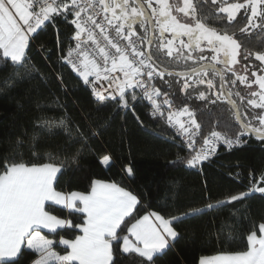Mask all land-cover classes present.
I'll return each mask as SVG.
<instances>
[{
  "label": "snow or ice",
  "instance_id": "1",
  "mask_svg": "<svg viewBox=\"0 0 264 264\" xmlns=\"http://www.w3.org/2000/svg\"><path fill=\"white\" fill-rule=\"evenodd\" d=\"M57 19L73 28L66 41L57 30L59 61L90 89L96 111L131 113L143 126L134 104L147 101L151 116L172 128L187 150L172 164L202 171L220 147L232 151L252 137L264 142V0H0V92L37 80L47 84L31 60L30 42L34 47ZM166 59L187 68L169 70ZM56 80L66 92L63 77L56 74ZM156 80L167 85L164 91ZM237 82L246 94L236 90ZM196 101L205 108L225 104L231 118L204 134L189 107ZM79 115V121L66 111L41 117L39 132H23L0 152V264H161L182 238L180 225L223 212L229 215L214 240L246 238V250L201 255L197 264H264V222L243 209L255 193L264 198V176L247 191L203 206L175 205L174 213L170 207L148 211L132 191L103 179L89 177L84 191L62 190L64 174L79 169L107 127L90 112ZM42 134L63 135L67 146L55 154L42 150ZM98 159L104 167L113 163L111 154ZM124 171L134 175L131 166ZM175 198L173 186L170 206ZM236 202L241 205L230 207Z\"/></svg>",
  "mask_w": 264,
  "mask_h": 264
},
{
  "label": "trees",
  "instance_id": "2",
  "mask_svg": "<svg viewBox=\"0 0 264 264\" xmlns=\"http://www.w3.org/2000/svg\"><path fill=\"white\" fill-rule=\"evenodd\" d=\"M57 30L59 39L66 41L70 39L73 28L67 21L57 19L55 26L47 28L34 47L30 42L31 60L47 78V84L37 80L15 91L0 92V152L9 140H15L23 132L27 131L29 135L33 131L39 132L37 122L41 117H58L66 111L73 120L79 121V110H85L96 117V123L106 121L107 127L104 135L93 144V152L83 159L79 169L73 166L64 174L60 181L64 191L86 190L89 177L103 179L116 182L132 191L148 211L170 207L174 213L175 205L180 208L203 206L208 199L214 201L228 194L247 191L251 183L261 182V177L264 176V142L255 137L248 138L247 143L232 151L220 147L217 155L211 162L206 163L201 171L183 164L171 163L178 153L187 155V150H181L183 146L180 140L167 125L150 116L145 101H137L134 104L136 115L143 121V126L131 113L123 115L113 109L97 112L90 90L70 68L62 66L59 61L61 52L57 46ZM66 47V43L60 45V48ZM255 48L260 50L259 43L255 44ZM164 65L172 71H183L187 68L185 65L177 66L170 59H166ZM56 74L63 77L66 92L59 87ZM170 79L165 77V80ZM156 84L161 91L167 87L164 81L158 80ZM178 89L179 85H174L171 92L176 93ZM236 90L246 94L245 86L239 82ZM56 100L64 105V108L56 107ZM174 102L180 106L177 101ZM237 102L239 103L238 100ZM189 107L197 111V121L202 124L204 134L214 127L221 130L222 122L231 118L230 112L225 110L228 107L225 104L209 105L205 108L202 102L196 101L190 103ZM241 111H244L243 105ZM200 142L198 138V145ZM39 143L42 150L47 149L53 154L62 152L67 146L63 135L54 138L43 135ZM103 154L112 155L113 163L108 167L99 163L98 158ZM127 166L134 170L132 177H128L124 171ZM173 186L176 189V198L174 205L170 206L166 197L168 189ZM260 186H264V182H261ZM240 205L241 202H236V205L230 207L235 209ZM243 209L248 210L257 223L264 222L262 194L255 193L243 205ZM228 215V212L217 213L215 217L204 216L180 225L182 238L178 239L174 249L164 257L161 264H197L201 255L246 250V238L218 242L214 240L222 221ZM210 219H214V223L210 224ZM194 232L199 234L198 239L194 240ZM56 250L60 251V248Z\"/></svg>",
  "mask_w": 264,
  "mask_h": 264
},
{
  "label": "rangeland",
  "instance_id": "3",
  "mask_svg": "<svg viewBox=\"0 0 264 264\" xmlns=\"http://www.w3.org/2000/svg\"><path fill=\"white\" fill-rule=\"evenodd\" d=\"M258 65H259L258 61H254V59L250 61V67L252 70H256V66ZM236 67L238 70H241L240 65H237ZM248 75H249L250 80L255 79L254 77L251 76V71H249ZM256 87H257L256 85H253V88H256Z\"/></svg>",
  "mask_w": 264,
  "mask_h": 264
},
{
  "label": "built area",
  "instance_id": "4",
  "mask_svg": "<svg viewBox=\"0 0 264 264\" xmlns=\"http://www.w3.org/2000/svg\"><path fill=\"white\" fill-rule=\"evenodd\" d=\"M61 20H62V19H61ZM63 21H64V20H63ZM157 81H158V80L154 81L155 84L157 83ZM156 86H157V84H156ZM157 87H158V86H157ZM89 90H90V89H89ZM170 98H171V96H170ZM145 102H146L147 105H148V102H147V101H145ZM174 105L177 106L175 102H174ZM148 107H149V106H148ZM177 107H179V106H177ZM149 114H150V116H151V110H150V107H149ZM151 117H152V116H151ZM153 118H154V117H153ZM155 119H156V118H155ZM159 121H161L162 123H164L165 125H167L163 120H159ZM167 126H168V125H167ZM168 127H169V126H168ZM169 129L174 133V130H173L172 128L169 127ZM174 135H175V134H174ZM176 137L180 140V138H179L178 136H176ZM218 150H219V149H218ZM217 153H218V152H217ZM213 158H214V157H213ZM213 158H212V159H213Z\"/></svg>",
  "mask_w": 264,
  "mask_h": 264
},
{
  "label": "crops",
  "instance_id": "5",
  "mask_svg": "<svg viewBox=\"0 0 264 264\" xmlns=\"http://www.w3.org/2000/svg\"><path fill=\"white\" fill-rule=\"evenodd\" d=\"M46 231V230H45ZM259 235V234H258ZM62 247V246H61Z\"/></svg>",
  "mask_w": 264,
  "mask_h": 264
}]
</instances>
